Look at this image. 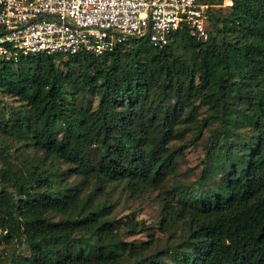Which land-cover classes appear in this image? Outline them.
I'll list each match as a JSON object with an SVG mask.
<instances>
[{
    "label": "trees",
    "instance_id": "16d2710c",
    "mask_svg": "<svg viewBox=\"0 0 264 264\" xmlns=\"http://www.w3.org/2000/svg\"><path fill=\"white\" fill-rule=\"evenodd\" d=\"M222 2H207L205 41L178 31L161 47L130 37L101 56L0 59V238L29 250L14 264H264V0ZM203 129L201 175L162 199L176 240H123L94 191L158 187ZM13 140L33 151L25 163ZM71 176L97 188L81 196Z\"/></svg>",
    "mask_w": 264,
    "mask_h": 264
},
{
    "label": "built area",
    "instance_id": "2783aa9c",
    "mask_svg": "<svg viewBox=\"0 0 264 264\" xmlns=\"http://www.w3.org/2000/svg\"><path fill=\"white\" fill-rule=\"evenodd\" d=\"M209 4L203 0H0V56L75 54L101 56L130 37L153 46L172 34L208 38Z\"/></svg>",
    "mask_w": 264,
    "mask_h": 264
},
{
    "label": "rangeland",
    "instance_id": "374dc122",
    "mask_svg": "<svg viewBox=\"0 0 264 264\" xmlns=\"http://www.w3.org/2000/svg\"><path fill=\"white\" fill-rule=\"evenodd\" d=\"M209 2V0H203ZM229 0H223L222 5H228ZM214 9H218V5H214ZM0 59L1 56H0ZM6 102L15 104L10 99ZM5 102L0 103V107ZM205 115L204 108L201 109L200 117ZM209 131L203 129L198 136L187 135V138L182 142L184 148L179 155L178 171L175 175H168L166 179L156 188H151L140 194H130L123 190L122 185L108 183L100 188L92 180H85L79 177H70L69 181L77 184L81 190V196L88 195L91 190L96 189L95 195L97 199L107 200L111 204L110 214L105 218H120L119 231L123 240L130 241H152L150 243L151 250L158 251L164 248L168 243L174 242L180 231L175 228L171 233H166L160 230L158 221L161 215L162 199H171L172 186L176 182L184 184H194L199 178L203 169L204 160V142H206ZM18 137V136H16ZM176 144V143H175ZM11 152L17 157L19 163H25L27 159L32 157L33 151L20 146L15 140L11 143ZM1 186V185H0ZM173 199V198H172ZM174 202V199L172 200ZM130 219H135L141 222L148 228L136 234L129 233V227L125 222ZM24 250H20V248ZM23 243L4 244L0 238V264H14L13 261L18 256L28 255Z\"/></svg>",
    "mask_w": 264,
    "mask_h": 264
}]
</instances>
